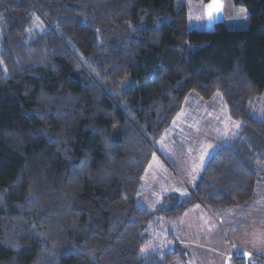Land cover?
Listing matches in <instances>:
<instances>
[{"label": "trees", "instance_id": "1", "mask_svg": "<svg viewBox=\"0 0 264 264\" xmlns=\"http://www.w3.org/2000/svg\"><path fill=\"white\" fill-rule=\"evenodd\" d=\"M203 1L198 29L176 0H0V264H171L181 249L143 252L155 217L256 200L264 0H234L241 28L226 26L223 0ZM192 92H221L239 134L185 194L148 210L143 170L153 153L167 161L159 139Z\"/></svg>", "mask_w": 264, "mask_h": 264}, {"label": "rangeland", "instance_id": "2", "mask_svg": "<svg viewBox=\"0 0 264 264\" xmlns=\"http://www.w3.org/2000/svg\"><path fill=\"white\" fill-rule=\"evenodd\" d=\"M223 1L226 26H247V10L237 6L234 0ZM176 2L188 7L191 28L205 27L203 0ZM33 11L31 14L35 13ZM4 25L0 14V66L4 65L1 55ZM44 28L40 20L34 19L35 31ZM256 105V110L264 116V94L257 98ZM239 129L240 121L231 114L221 92L207 98L198 92L189 93L159 139L161 149L168 150L172 162L166 163L158 153L151 155L143 170L141 179L144 187L138 204L155 210L161 201L165 204L171 195L180 194L179 190L186 192L204 171L203 162H207L220 147L230 144L239 134ZM165 191L171 192L161 196ZM257 193L256 200L249 207L238 206L218 212L219 215L197 204L184 209L177 216L155 217L150 224L153 236L147 248H144V254L149 249L161 246L173 252L181 249L179 254L172 257L171 264H235V255L245 259L239 258V264L242 261H246V264L256 262L258 256L264 263V186L261 183ZM172 196L169 201H175ZM183 250L186 256H181Z\"/></svg>", "mask_w": 264, "mask_h": 264}, {"label": "crops", "instance_id": "3", "mask_svg": "<svg viewBox=\"0 0 264 264\" xmlns=\"http://www.w3.org/2000/svg\"><path fill=\"white\" fill-rule=\"evenodd\" d=\"M192 94V93H191ZM160 143V142H159ZM162 143V142H161ZM160 143V144H161ZM160 150H161V148H160ZM163 153H164V155H165V159L167 160V161H165L166 163H171L172 161V158L170 157V153L168 152V150H165V149H162L161 150ZM159 155V154H158ZM205 163L206 162H203V164L205 165ZM184 176V175H183ZM185 189V188H184ZM179 191H181V193L180 194H185V192H184V190H179ZM171 191H165V192H163L162 193V195L161 196H165L166 194H169ZM172 192H175L174 190H172ZM156 203H158V201L156 202ZM144 206V205H143ZM145 208V207H144ZM233 253V252H232ZM224 257H228V256H224ZM229 259V258H228Z\"/></svg>", "mask_w": 264, "mask_h": 264}]
</instances>
